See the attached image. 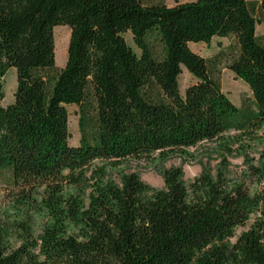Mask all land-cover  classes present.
I'll use <instances>...</instances> for the list:
<instances>
[{"label":"trees","instance_id":"obj_1","mask_svg":"<svg viewBox=\"0 0 264 264\" xmlns=\"http://www.w3.org/2000/svg\"><path fill=\"white\" fill-rule=\"evenodd\" d=\"M258 23L264 0H0V99L7 69L16 74L12 100L0 104V186L11 207L0 215V264H264ZM56 25L70 28L61 68ZM214 37L231 43L207 58L189 48ZM223 66L249 88L239 106L222 91ZM183 67L194 80L181 93ZM200 141L242 155L246 168L230 177L222 157L214 173L185 182L180 167H168L158 170V189L134 171L116 182L92 164L186 152ZM256 146L258 158L248 157Z\"/></svg>","mask_w":264,"mask_h":264},{"label":"rangeland","instance_id":"obj_2","mask_svg":"<svg viewBox=\"0 0 264 264\" xmlns=\"http://www.w3.org/2000/svg\"><path fill=\"white\" fill-rule=\"evenodd\" d=\"M143 4L156 3L160 0H141ZM165 5L173 6L175 2H184L190 0H161ZM249 3H257L258 0H247ZM257 34H264V23H258L256 25ZM70 28L64 25H56L53 28L54 39V53H55V65L57 68L64 66L66 62V50L69 42ZM127 44L132 46L136 50L132 37L129 33H124ZM231 43V38L227 37H214L210 43H191L189 48L196 51L201 56L207 58L212 56L218 51L219 47L225 46ZM219 79L222 85V91L230 97L232 102L239 106L242 98H250V91L246 83L240 79H237L234 74L226 67L220 68ZM193 77L183 67L182 72L178 76L179 89L183 93L184 89L193 83ZM16 74L13 68L7 69V74L4 78V97L0 99V104L6 106L13 97V91L15 89ZM68 116V131H70L69 144H78L80 138V132L78 131V107L74 104L66 106ZM233 133V132H230ZM262 150V146H256L247 149V156L258 158L259 152ZM186 152L165 151L164 153L156 151L148 156L124 158L118 160V164L114 166L111 161L107 160H93V166H104L106 175L111 177L114 181H119V173L136 172L140 175V178L155 188L161 189L164 187L163 176L158 170L168 167H180L182 170V178L185 182L192 180L202 170H206L209 173H214L215 169L221 165L223 158L227 159L226 165L223 167L224 172L230 177H238L241 174V170L246 168L244 157L235 155H222L221 149L215 141H200L193 147L185 149ZM223 157V158H222ZM3 187L0 186V215L4 217L6 214H11L10 200L8 196L2 193ZM10 211V212H9ZM40 219L34 217L32 220V229L34 234L39 232ZM249 221L245 226L238 227L235 230L237 236L240 232L246 229L250 225ZM235 237L232 238L234 240Z\"/></svg>","mask_w":264,"mask_h":264},{"label":"bare ground","instance_id":"obj_3","mask_svg":"<svg viewBox=\"0 0 264 264\" xmlns=\"http://www.w3.org/2000/svg\"><path fill=\"white\" fill-rule=\"evenodd\" d=\"M55 54V53H54ZM56 58V57H55ZM55 61H56V59H55Z\"/></svg>","mask_w":264,"mask_h":264}]
</instances>
